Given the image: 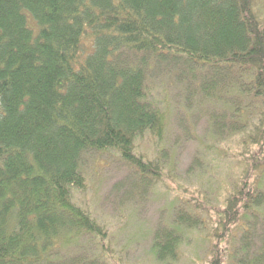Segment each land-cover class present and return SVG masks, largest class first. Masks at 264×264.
<instances>
[{"label": "trees", "instance_id": "obj_1", "mask_svg": "<svg viewBox=\"0 0 264 264\" xmlns=\"http://www.w3.org/2000/svg\"><path fill=\"white\" fill-rule=\"evenodd\" d=\"M167 67L191 76L188 89L203 99L233 89L264 96V20L254 0H0V264H54L56 245L107 235L73 199L74 187H87L83 153L115 148L140 174L158 173L136 138L164 132L149 70ZM249 137L262 142L264 119ZM253 159L250 169H260L264 161ZM263 206L258 177L242 178L214 235L251 230L244 218ZM197 223L180 213L158 230L157 258H178L181 224Z\"/></svg>", "mask_w": 264, "mask_h": 264}, {"label": "rangeland", "instance_id": "obj_2", "mask_svg": "<svg viewBox=\"0 0 264 264\" xmlns=\"http://www.w3.org/2000/svg\"><path fill=\"white\" fill-rule=\"evenodd\" d=\"M254 6L264 20V0H254ZM149 73V97L164 111L166 124L161 138L150 131L137 137L136 150L161 168L143 175L115 148L85 151L87 187H74L73 199L91 211L107 235L81 233L56 245L53 263L212 264L219 255L221 264H264L257 262L264 244V206L244 218L251 230L238 225L225 238L213 233L224 200L242 178L248 183L255 175L264 189V162L250 169L253 158L264 161V137L262 142L249 137L264 119V96L233 89L203 99L188 89L191 76L177 75L170 67ZM247 170L250 178L244 179ZM180 213L195 216L198 223L181 224L178 258L161 260L153 249L155 235Z\"/></svg>", "mask_w": 264, "mask_h": 264}]
</instances>
